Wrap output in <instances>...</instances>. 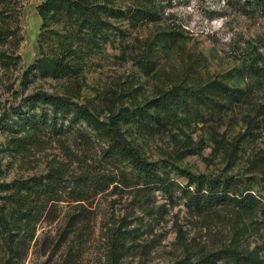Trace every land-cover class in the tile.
<instances>
[{"label":"rangeland","instance_id":"obj_1","mask_svg":"<svg viewBox=\"0 0 264 264\" xmlns=\"http://www.w3.org/2000/svg\"><path fill=\"white\" fill-rule=\"evenodd\" d=\"M44 1L0 0V31L11 34L0 42V208L9 216L14 186L38 177L58 178L59 201L30 197L25 223L0 236V264H174L226 247L264 264L259 211L196 214L177 190L170 201L134 186L83 124L24 126L28 114L51 118L50 107L30 100L40 93L87 107L108 127L129 112L119 138L161 174L189 187L181 172L231 179L236 197L264 208V83L244 75L252 60L264 68V12L250 0H85L109 13L100 12L107 29L91 39L75 18L44 20ZM56 59L69 68L64 77L28 69ZM214 84L245 96L229 100ZM174 88L202 89L208 105L156 106Z\"/></svg>","mask_w":264,"mask_h":264},{"label":"trees","instance_id":"obj_2","mask_svg":"<svg viewBox=\"0 0 264 264\" xmlns=\"http://www.w3.org/2000/svg\"><path fill=\"white\" fill-rule=\"evenodd\" d=\"M162 2H171L172 0H159ZM256 9L264 12V0H250ZM1 3V2H0ZM39 14L44 20L49 17L67 16L70 19L75 18L78 27H83L86 32L85 36L91 39L102 34L103 30L107 29L106 22L100 18V12L108 13L104 7L90 5L85 3V0H45L38 7ZM110 15L115 14L109 10ZM116 15V14H115ZM8 30L0 31V42H6L11 34ZM35 70L44 76L49 77H64L68 71V66L60 59L56 60H36L28 68ZM27 70V71H29ZM244 75L256 84L264 83V68L258 67V62H252L245 65ZM208 88H214L215 91L223 94L229 100L238 101L244 93L239 90H232L220 84L209 85ZM201 90L190 91L174 88L161 95L156 106L162 105L166 107V103H175L177 107L183 106L186 109L191 106V101L203 105H208V98ZM201 94V95H198ZM205 97L206 100L203 99ZM31 102L41 105H46L51 109V118L47 114H41L40 117L34 115L27 116L24 121V126H28L31 130H37L40 122L48 121L56 122L57 119L68 120V129L74 130L77 125L83 124L86 128L92 131L97 137L103 139L107 143V149L104 151V158L107 161H112L119 165L125 166L129 172L126 177L132 181L134 186L146 191H158L170 201L173 199V193L177 190L185 200L184 205L189 211L196 214H203L220 207H231L238 209L244 213L259 211L264 216V208L258 206L257 202L251 197H236V188L231 179L220 181L218 179H207L203 175L195 176L186 172L181 174L189 180L194 186H179L174 180L168 178L167 174H161L155 163L143 160L124 140L119 138L117 133V124L120 120H129L128 115H115L111 117L112 127L99 121L87 107L71 102L60 96L48 95L44 93L36 94L31 99ZM190 101V102H189ZM153 104V103H152ZM141 111V109H140ZM155 118H152V120ZM81 134V133H80ZM167 173V172H166ZM57 177L53 176L50 179L44 177L32 178L28 181L18 182L14 188V194L7 196L9 203L14 205L12 213L5 212L0 208V236L8 239L12 230H17L16 226L22 225L26 220H22L20 214L23 209H31L30 197H36L39 201L45 199L59 201ZM25 193L28 197L21 196ZM35 213V210H33ZM32 213V214H33ZM115 257L112 258V264H116ZM174 264H262L253 252L245 253L237 248L226 247L217 252H212L202 256L198 260L191 262L182 260Z\"/></svg>","mask_w":264,"mask_h":264}]
</instances>
